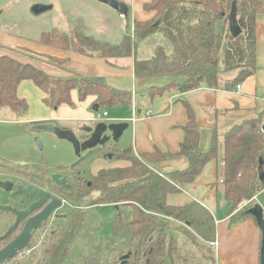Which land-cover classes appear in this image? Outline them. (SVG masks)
Masks as SVG:
<instances>
[{
	"label": "trees",
	"instance_id": "16d2710c",
	"mask_svg": "<svg viewBox=\"0 0 264 264\" xmlns=\"http://www.w3.org/2000/svg\"><path fill=\"white\" fill-rule=\"evenodd\" d=\"M234 5L242 31L237 38L230 34L227 19ZM143 7L154 13L153 19L135 21L134 37L125 35L120 44H106L85 36L80 21L73 32L53 29L43 33L39 42L47 47L96 54L105 59L125 58L137 52L139 40L161 32L170 39L172 53L168 56L162 47H157L152 59H136L134 64L138 78L171 80L165 87L153 88L149 100L170 90L185 94L201 87L229 89L231 82L223 85L220 78L223 72L238 71L232 86L242 84L257 72L255 27L257 16L264 15V0H150ZM130 13L129 10L124 16L128 25ZM49 61L65 63L53 57ZM25 80L42 90L44 103L50 109L73 105L71 92L74 90L78 91L81 102L88 96L97 97L92 105L94 109L106 111L117 105H132L130 93L117 91L99 80L83 75L63 79L6 55L0 56V110L10 109L18 117L28 114L27 99L18 96ZM183 106L187 121L178 152H162L157 148L138 158L127 148L118 157L113 156L129 162V166L101 169L92 179L91 190L84 192L79 209L62 212L64 216L52 226L54 233H46L40 253L29 257L30 264H217L211 245L215 242L211 214H197L190 204L171 206L168 196L179 192L177 186L183 188L194 183L207 164L219 162L222 153L216 186L230 205V226L249 218L255 220L248 209L264 191V182L259 181L261 159L264 171V112L232 127L222 139L215 131L209 149L203 151L195 112L187 101ZM176 156L188 158L186 171L163 176L153 169L157 163ZM99 206H109L114 211L93 233L94 229H85L94 217L89 209ZM81 239L83 243H79Z\"/></svg>",
	"mask_w": 264,
	"mask_h": 264
},
{
	"label": "crops",
	"instance_id": "0c3cea01",
	"mask_svg": "<svg viewBox=\"0 0 264 264\" xmlns=\"http://www.w3.org/2000/svg\"><path fill=\"white\" fill-rule=\"evenodd\" d=\"M73 1V7H66L65 13H76L78 11L77 7L84 3L81 5L87 6L88 4L90 7L95 8L94 15L79 13V17L67 21L68 26L65 30H58L71 33L80 21L83 23L85 36L106 44L115 45L120 44L124 36L128 34L129 25H126L124 16L122 17L113 8L101 5L95 0ZM119 1L130 7V22L132 24L135 21L148 22L153 19L154 13L147 12L143 7L150 0ZM34 4L42 3L35 2ZM100 15L102 16L100 17ZM66 17L68 16L66 15ZM116 23L118 27H116ZM220 27H222V24ZM3 29L0 28V56L9 55L19 61L31 63L49 75L63 79L74 75H83L90 80H99L117 91L130 93L132 105L134 104L139 119L135 122L129 120L133 117L132 105L126 107L117 105L106 110L108 115L105 121L108 123L127 121L130 126L129 129L120 139L121 141L114 144L113 147L119 149L130 148L134 155L139 158L143 153L154 152L157 148L162 152H178L180 144L184 140L183 127L187 121V110L183 106L185 101L189 103L195 112L196 122L200 127L201 149L203 151L209 149L212 134L215 131L222 139V136L232 127L245 123L247 120L255 119L260 113L264 112V15L257 16L255 27L258 70L253 76L240 84V90H237L238 85L232 86V82L238 76V71H228L227 73L223 72L220 78L223 85L231 82L229 89L224 88V86L219 89L201 87L197 90L185 92V94L170 90V92H165L162 96H157L153 100H149L150 91L153 88H162L169 85L171 80L161 77L138 78L135 75L134 64L136 59H152L157 47H162L168 56L172 53V43H169V45L167 43L163 44L165 39L161 36V32H154L148 38L139 40L136 47L137 52L132 57L105 59L96 54L76 53L72 50L63 51L55 47H47L39 42V38L43 33H49L57 28L41 32L35 38L5 34L2 32ZM130 35L134 37L132 32ZM140 43H142L141 46H139ZM51 57L65 63L50 62L49 58ZM18 96L27 99L29 103L28 114L18 117L10 109H1L0 111H7L11 120L3 118L0 119V122L24 124L30 129L31 133L38 125L49 124H55L63 129L72 128L78 133L84 125L89 124L88 121H92L91 119L98 112H105V110L96 112L97 108H93L92 105L97 97L88 96L86 100L81 102L77 90L71 92L73 105H61L58 108L50 109L44 103L45 94L29 80L22 82L18 89ZM149 111L152 113L147 116ZM34 135L36 136V134ZM222 155L221 153L219 162L207 164L201 176L194 183H189L183 188L177 186L179 192L169 195L168 203L171 206L190 204L197 214H203V212L211 214L215 240L218 241V246L213 247L217 264H260L262 240L261 231L256 221L249 218L231 227L228 215L230 205L216 186L219 181V165ZM104 160L101 156L96 157V161L91 168ZM24 162L33 163L38 167H46L43 161L38 163L35 160L23 157L12 164ZM120 166L125 168L129 164L122 163ZM188 166L189 160L187 157L176 156L170 160L157 163L153 169L164 176L172 174V172L186 171ZM261 194H264V191ZM260 197L256 200L258 201ZM260 205L264 209V204ZM174 225L177 226L179 223Z\"/></svg>",
	"mask_w": 264,
	"mask_h": 264
},
{
	"label": "rangeland",
	"instance_id": "374dc122",
	"mask_svg": "<svg viewBox=\"0 0 264 264\" xmlns=\"http://www.w3.org/2000/svg\"><path fill=\"white\" fill-rule=\"evenodd\" d=\"M35 2H41L42 4H46V6L51 5L52 8L51 10L40 15L33 14L31 7L34 5ZM81 4L77 7L78 11L76 13L71 12L67 14L64 11L68 7H73V0H0V28H4L2 32L5 34H15L19 37L22 36L27 38H35V36H38L41 32L49 31L51 28L65 30L68 26L67 21L79 17V13L83 15H94V7H90L88 4L87 6ZM66 15L68 17H66ZM101 16L102 15H100V17ZM126 25H128L127 22ZM131 25L132 23L130 22L129 29L127 30V35H130V33L132 32H130ZM218 25V29L220 30L221 23H219ZM116 27H118L117 23ZM161 36L165 39L163 41V44H171L169 38H165V36H163L162 34ZM141 44L142 43H140L139 46H141ZM226 46L227 41L224 44V47ZM219 64L220 69L222 70L224 68V63H222L221 56L219 57ZM3 118L6 120H11L10 115L5 110L0 111V119ZM35 138L36 136L31 133L30 129L24 124H19L16 122H0V160H2L6 164L14 163L17 159H21L22 157L26 159L35 160L38 163H42L43 161L45 162V166L48 168L47 172L49 173V175L53 173L54 168H56L57 166L64 165L67 168L70 163H74V161H76L77 156L75 155L74 149L69 142L61 141L55 136L49 134H41L40 142L43 145V152L40 153L39 149L37 148V144L34 141ZM123 150L125 149L115 148V150H113V156L118 157L119 155L117 154L122 153ZM95 161L96 158L89 156L83 160L82 165L79 167L80 169H83V167L88 169L90 167V170L92 171V174L90 175L89 171L87 170L88 172L86 173L84 182H92L93 177L95 176V174L98 173L99 169L121 167L120 165L122 163L126 165L129 164V162L127 163L126 161H121L113 158L110 161L104 160L102 163L95 164L94 167L91 168ZM43 168L45 167H42V169ZM36 169L39 170L40 166H36ZM85 191H87V189H85ZM256 199V204H264V194H261V197L258 199V201ZM73 206L77 207L74 204ZM70 209L73 208L70 207ZM89 210L93 212L94 217L92 218L90 225L85 229H87L88 231L90 229H94L92 231L93 233L97 232L95 229L99 227V224L102 221L106 220V216L112 215L114 211V209L109 206H99V208L93 207ZM108 226H110L109 223ZM108 226H106V228ZM0 230H2L1 222ZM50 230H52V227ZM82 241L83 239H81L79 243H83ZM85 242L86 241H84V243ZM120 242L121 241L119 240V243ZM80 251L81 249L78 250V252ZM75 259L76 256L72 258L73 261H75ZM27 260H29V263L31 262L29 258L23 259V261Z\"/></svg>",
	"mask_w": 264,
	"mask_h": 264
},
{
	"label": "flooded vegetation",
	"instance_id": "af4514ba",
	"mask_svg": "<svg viewBox=\"0 0 264 264\" xmlns=\"http://www.w3.org/2000/svg\"><path fill=\"white\" fill-rule=\"evenodd\" d=\"M89 126L87 123L83 128H88ZM83 136H86L85 132H82L81 137L83 138ZM113 145L114 143L112 142L109 146L90 157L96 158L101 156L102 159L112 160L113 150H115ZM85 154L86 152L81 156L83 157ZM78 160L77 158L74 163H70L67 168L64 165L57 166L50 175L47 172V167L42 169L40 166L38 170L33 163L24 162L14 165L12 163L6 164L0 160V181L8 182L13 188L10 193L0 189V205L10 209L9 211H0V222L2 224V230H0V250L20 236L25 229L27 221L34 218L51 202V198H48L47 202L40 209L34 208L30 210L33 205L40 202L41 198V196L39 197V193H35L32 196L30 188L43 191L62 202V206L56 209L48 220L42 222L37 229L32 230L31 238L26 247L2 264H30L29 260L23 261V259H28L34 253H40L41 244L46 233L50 231L54 233L50 229L57 220L64 216L62 212L70 207L79 209V207H75L73 204L79 206L84 199L85 189L91 190L93 185L91 181L84 182L86 173L89 171L90 175L92 174L90 167L88 169L84 167L80 169L79 167L83 161L76 164ZM55 175H59V178L54 179ZM18 187H23L24 190L28 189L29 191L23 194H15L19 191ZM35 242H37L36 245Z\"/></svg>",
	"mask_w": 264,
	"mask_h": 264
},
{
	"label": "water",
	"instance_id": "95a60500",
	"mask_svg": "<svg viewBox=\"0 0 264 264\" xmlns=\"http://www.w3.org/2000/svg\"><path fill=\"white\" fill-rule=\"evenodd\" d=\"M101 4L109 6L117 11L122 17L126 16L129 13L130 8L127 6L126 3L121 2L119 0H95ZM52 6H46L42 4H34L31 8L33 14L40 15L51 10ZM229 21V32L234 37L237 38L242 35L241 28L238 23L237 19V7L236 5L233 6L230 14L227 16ZM98 109L96 110V112ZM90 126L88 128H82L76 133L72 128L63 129L55 124L49 125H38V127L33 130V133L36 134L35 143L37 144V148L39 151H43V145L40 142V135L39 134H49L55 136L57 139L65 142H69L75 152V155L79 159L76 164H79L85 158L93 155L94 153L101 151L102 149L106 148L112 142L114 144H118L121 138L129 129V125L126 120H123L118 123H108L107 121H97L92 122L88 121ZM262 131L264 135V124L262 126ZM82 132L86 133V136H82ZM84 152H86L83 157L81 156ZM74 164V165H76ZM263 160H260L259 163V181L264 182V171H263ZM73 165V166H74ZM59 178V175H55L54 179ZM19 191L15 194H23L28 192L29 190L23 189V187H18ZM0 189L5 190V192L10 193L12 192L13 188L11 184L8 182L0 181ZM32 191V196L35 193H39L40 202L38 204L33 205L31 209L37 208L40 209L44 204L47 202L48 198H51V202L47 204L41 211L38 213L34 218L29 219L26 223L25 229L23 233L12 240L5 248L0 250V264L4 263L11 259L18 251L24 249L28 244L31 238V232L34 229H37L42 222L48 220L50 215L58 208L62 206V202L58 199L51 197L50 195L44 193L43 191H38L35 188H30ZM10 209L0 205V211H9ZM248 213L251 214L255 220L256 224L258 225L261 231V250H260V264H264V209L263 206L260 204H255L253 207L248 209ZM20 219V218H19ZM127 257V256H126ZM125 257V258H126Z\"/></svg>",
	"mask_w": 264,
	"mask_h": 264
},
{
	"label": "built area",
	"instance_id": "2783aa9c",
	"mask_svg": "<svg viewBox=\"0 0 264 264\" xmlns=\"http://www.w3.org/2000/svg\"><path fill=\"white\" fill-rule=\"evenodd\" d=\"M131 31H132V34L134 33V24H132V26H131ZM241 89V86L240 85H238L237 86V90H240ZM132 110H133V117L131 118V119H129V120H131L132 122H135V121H137L139 118H138V115H137V110H136V108H135V106H134V104L132 105ZM151 111H149L148 113H147V116L148 115H151ZM107 115H108V113L105 111V112H103V113H97V115L95 116V117H93L91 120L93 121V122H97V121H105V120H107ZM211 245H212V247H217L218 246V241H216L215 240V242H213V243H211Z\"/></svg>",
	"mask_w": 264,
	"mask_h": 264
}]
</instances>
